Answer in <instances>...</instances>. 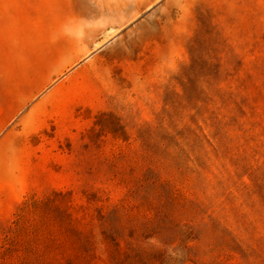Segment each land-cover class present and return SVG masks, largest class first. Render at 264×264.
I'll return each instance as SVG.
<instances>
[{"label":"rangeland","instance_id":"obj_1","mask_svg":"<svg viewBox=\"0 0 264 264\" xmlns=\"http://www.w3.org/2000/svg\"><path fill=\"white\" fill-rule=\"evenodd\" d=\"M0 264H264V0H0Z\"/></svg>","mask_w":264,"mask_h":264},{"label":"bare ground","instance_id":"obj_2","mask_svg":"<svg viewBox=\"0 0 264 264\" xmlns=\"http://www.w3.org/2000/svg\"><path fill=\"white\" fill-rule=\"evenodd\" d=\"M143 0H136V3H141ZM149 2H150V0H149ZM144 3V2H143ZM151 3H153V2H151ZM150 4V3H149ZM137 7H138V5H137ZM139 12V11H138ZM160 21V18H155V19H153V22L154 23H158Z\"/></svg>","mask_w":264,"mask_h":264}]
</instances>
